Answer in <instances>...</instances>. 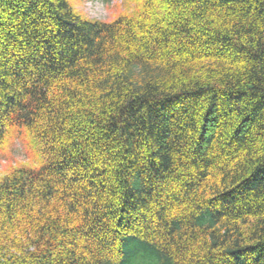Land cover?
Masks as SVG:
<instances>
[{
	"label": "trees",
	"instance_id": "1",
	"mask_svg": "<svg viewBox=\"0 0 264 264\" xmlns=\"http://www.w3.org/2000/svg\"><path fill=\"white\" fill-rule=\"evenodd\" d=\"M131 1L0 0V264H264V0Z\"/></svg>",
	"mask_w": 264,
	"mask_h": 264
},
{
	"label": "rangeland",
	"instance_id": "2",
	"mask_svg": "<svg viewBox=\"0 0 264 264\" xmlns=\"http://www.w3.org/2000/svg\"><path fill=\"white\" fill-rule=\"evenodd\" d=\"M76 9L87 17L106 21L113 20L127 6L134 7V2L126 0H71ZM13 129V128H12ZM10 129L3 143H0V178L9 173L12 166L38 168L42 164L43 156L34 143L29 131L23 126Z\"/></svg>",
	"mask_w": 264,
	"mask_h": 264
}]
</instances>
